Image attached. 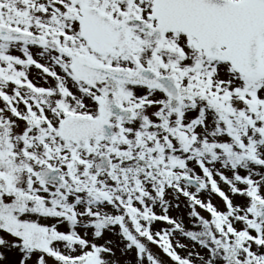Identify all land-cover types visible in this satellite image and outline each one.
I'll use <instances>...</instances> for the list:
<instances>
[{
  "label": "snow or ice",
  "instance_id": "obj_1",
  "mask_svg": "<svg viewBox=\"0 0 264 264\" xmlns=\"http://www.w3.org/2000/svg\"><path fill=\"white\" fill-rule=\"evenodd\" d=\"M0 264H264V0H0Z\"/></svg>",
  "mask_w": 264,
  "mask_h": 264
}]
</instances>
